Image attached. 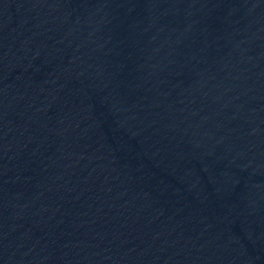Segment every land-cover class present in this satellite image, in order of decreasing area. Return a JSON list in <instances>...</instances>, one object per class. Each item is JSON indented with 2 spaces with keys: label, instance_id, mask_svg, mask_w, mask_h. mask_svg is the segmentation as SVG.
I'll list each match as a JSON object with an SVG mask.
<instances>
[{
  "label": "water",
  "instance_id": "obj_1",
  "mask_svg": "<svg viewBox=\"0 0 264 264\" xmlns=\"http://www.w3.org/2000/svg\"><path fill=\"white\" fill-rule=\"evenodd\" d=\"M0 264H264V0H0Z\"/></svg>",
  "mask_w": 264,
  "mask_h": 264
}]
</instances>
